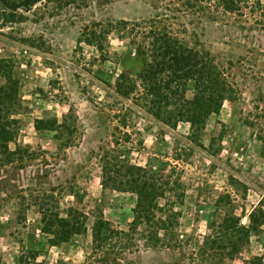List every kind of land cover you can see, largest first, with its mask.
<instances>
[{
  "label": "rangeland",
  "instance_id": "obj_1",
  "mask_svg": "<svg viewBox=\"0 0 264 264\" xmlns=\"http://www.w3.org/2000/svg\"><path fill=\"white\" fill-rule=\"evenodd\" d=\"M212 4L37 0L13 10L0 1V86L12 96L1 113L13 119L14 131L9 151L0 143V264H201L197 240L208 230L206 215L218 195L236 198L238 215L264 199V30L248 21L240 27L232 14L214 19ZM152 30L210 52L234 88L195 141L188 138V122L173 127L154 117L138 97L141 88L129 98L115 90L118 74L136 79L143 71L147 59L137 46L150 41ZM193 90L189 80L186 96ZM108 156L159 165L180 178L185 195L174 210L181 213L176 228L186 242L93 249L94 221L127 230L136 201L132 192L102 185ZM231 175L247 188L236 190ZM165 194L162 204L172 197ZM193 208L203 211L189 214ZM57 218L70 227L79 221L81 231L59 240L68 228ZM256 238L244 259L264 258Z\"/></svg>",
  "mask_w": 264,
  "mask_h": 264
},
{
  "label": "trees",
  "instance_id": "obj_2",
  "mask_svg": "<svg viewBox=\"0 0 264 264\" xmlns=\"http://www.w3.org/2000/svg\"><path fill=\"white\" fill-rule=\"evenodd\" d=\"M0 1L5 7L16 10L21 7L30 8L37 0ZM197 1H208L211 4L213 1L212 5L216 10L214 19L232 14L240 27H244L241 26L243 21H248L251 22L249 27L264 30V0ZM201 6L203 12H207V6ZM148 37V43L137 46L139 56L147 59L143 71L136 79L126 72L118 74L115 90L120 96L129 98L141 88L138 97L144 100L154 117L173 127L180 121L188 122V138L195 141L201 135L210 113L218 110L224 100L232 97L234 88L225 77L220 64H214L210 52L204 49L199 51L161 30H152ZM189 80L194 81L191 97L186 96ZM11 100L8 87L0 86V143L8 151V142L14 136V131L10 129L13 119L2 114L1 107ZM212 148L213 144H210L209 151L216 153L217 150ZM120 159L118 156L115 159L110 156L105 158L102 164V185L136 195L132 208L133 218L127 230L115 228L110 221L97 218L92 227L93 249L105 248L110 251L131 245L138 247L141 240L147 247H173L186 242L188 239L183 241L176 228L181 213L174 210L177 203H182L185 195L180 178H173L171 172H162L163 168L159 165L153 168L150 165L129 164ZM230 179L236 190L247 188L246 184L234 176L231 175ZM199 189L201 186L196 188ZM167 192L172 197L167 202L160 203L159 198L165 197ZM231 196L227 192L220 193L215 203L209 207L212 214L206 215L208 230L201 236V243L197 240L201 264H221L225 259L234 258L242 259L243 264H264L261 255H251L247 259L243 257V252L250 251L254 235H257L256 241L264 248V199L255 204L248 215L245 208L238 215L236 209L241 205ZM199 209L193 208L189 214L197 215L198 211H203ZM245 215L247 223L243 222ZM57 219L59 226L68 228L67 231L59 232V240H67L69 233L81 231L79 221L71 228L66 219Z\"/></svg>",
  "mask_w": 264,
  "mask_h": 264
}]
</instances>
